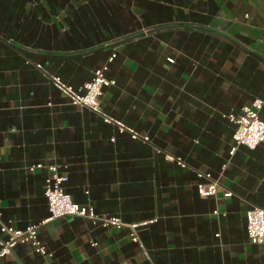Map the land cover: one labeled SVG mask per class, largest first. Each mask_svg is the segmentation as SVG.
<instances>
[{"label": "crops", "instance_id": "obj_1", "mask_svg": "<svg viewBox=\"0 0 264 264\" xmlns=\"http://www.w3.org/2000/svg\"><path fill=\"white\" fill-rule=\"evenodd\" d=\"M104 66L116 85L102 109L138 138L72 105L49 78L80 91ZM255 99L264 0H0V214L18 229L40 225L53 255L19 244L0 264H264L246 219L264 208V144L232 153L225 117ZM35 164L59 166L73 201L99 216L152 221L137 230L144 249L127 226L43 224L49 173ZM198 172L219 181L216 196L200 197Z\"/></svg>", "mask_w": 264, "mask_h": 264}, {"label": "built area", "instance_id": "obj_2", "mask_svg": "<svg viewBox=\"0 0 264 264\" xmlns=\"http://www.w3.org/2000/svg\"><path fill=\"white\" fill-rule=\"evenodd\" d=\"M115 57L116 54H113L109 59V63L113 62ZM106 70L107 66L96 70L94 78L86 83L80 91L65 83L60 77L50 76L49 78L57 90H59L72 105L88 109L104 118L105 121L116 124L120 132L129 131L134 138H138L139 135L137 133L128 130L124 125L116 122L102 109L101 97L103 95V90L116 85V81L106 77ZM263 109L264 99H255L251 104L244 106L239 114H229L225 116L236 126L234 135L236 147L233 149L232 153L240 146L255 150L260 145L264 144V121L260 116ZM146 140L148 139L146 138ZM169 159L177 161L180 166H186L183 161L175 159L172 156H169ZM40 169H46L49 173L45 181V197L49 206L50 218L43 224L62 218L79 217L88 219L93 225L103 228L120 230L127 226L132 231V240L138 242L144 249L137 230L140 227L152 223V221L128 225L117 217L106 218L99 216L96 214L93 207L81 205L73 201L64 187L69 181V178L67 175L60 172L59 166L35 164L29 167L30 172H35ZM198 177L202 180L197 186L200 197L209 198L218 194L220 183L218 180H215L211 174L198 172ZM232 195L231 192H226L225 197L229 198ZM213 214L215 216L221 215L219 210H216ZM246 219L247 234L251 243L264 246V208L254 206L247 212ZM39 228L40 225H31L26 229H18L15 227L12 220L5 221L2 218V214H0V232L8 238L7 240L0 238V259L10 255L13 249L19 244L31 245L37 254L46 258H51L53 255L48 252L47 248L39 239ZM149 264L155 263L149 260Z\"/></svg>", "mask_w": 264, "mask_h": 264}, {"label": "trees", "instance_id": "obj_3", "mask_svg": "<svg viewBox=\"0 0 264 264\" xmlns=\"http://www.w3.org/2000/svg\"><path fill=\"white\" fill-rule=\"evenodd\" d=\"M103 68V67H102Z\"/></svg>", "mask_w": 264, "mask_h": 264}]
</instances>
